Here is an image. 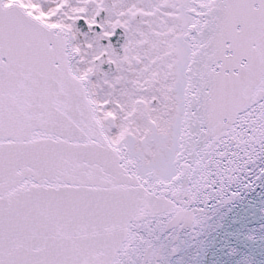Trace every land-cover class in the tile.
Segmentation results:
<instances>
[{"label":"snow or ice","instance_id":"obj_1","mask_svg":"<svg viewBox=\"0 0 264 264\" xmlns=\"http://www.w3.org/2000/svg\"><path fill=\"white\" fill-rule=\"evenodd\" d=\"M0 264H264V0H0Z\"/></svg>","mask_w":264,"mask_h":264},{"label":"water","instance_id":"obj_2","mask_svg":"<svg viewBox=\"0 0 264 264\" xmlns=\"http://www.w3.org/2000/svg\"><path fill=\"white\" fill-rule=\"evenodd\" d=\"M257 222H259V217H257ZM258 226V225H257ZM257 256H261V252L259 251V246H257Z\"/></svg>","mask_w":264,"mask_h":264}]
</instances>
